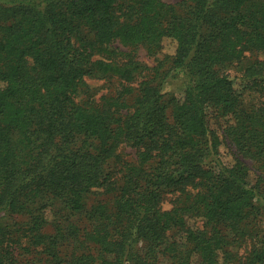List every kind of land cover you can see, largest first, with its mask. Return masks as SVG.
I'll use <instances>...</instances> for the list:
<instances>
[{
	"label": "trees",
	"instance_id": "16d2710c",
	"mask_svg": "<svg viewBox=\"0 0 264 264\" xmlns=\"http://www.w3.org/2000/svg\"><path fill=\"white\" fill-rule=\"evenodd\" d=\"M117 43L174 52L147 67ZM95 76L124 82L98 101ZM44 260L264 264V0H0V264Z\"/></svg>",
	"mask_w": 264,
	"mask_h": 264
},
{
	"label": "rangeland",
	"instance_id": "374dc122",
	"mask_svg": "<svg viewBox=\"0 0 264 264\" xmlns=\"http://www.w3.org/2000/svg\"><path fill=\"white\" fill-rule=\"evenodd\" d=\"M163 1L167 2V3H178L181 0H163ZM115 48L118 51V55H117L118 60H120V61L125 60L126 61L130 58H134V59L138 60L141 64H143L144 66H147V67H154L155 65L158 64L159 61H161L164 58L166 53L171 54L174 52V49L170 45L169 46L164 45L163 48L161 49V51H159L157 53H151L143 45L129 46V45L117 43ZM149 73H150V71L148 69H145L144 71H142L138 75V77H141L142 75L149 74ZM138 80H139V78H136L134 83L136 84ZM123 82L124 81L121 80L118 76L89 77V78H87V85H88L90 92L89 91L88 92H89V94L92 95L93 98H95L96 100L99 101L105 95L117 94V92L121 89ZM180 82L181 81L180 80L178 81V78H175L169 85H172L173 90H175V89L177 90V88H179L178 84H180ZM235 88L237 91L244 94L245 87H244V83L241 80H239V79L236 80ZM86 94H87V92L81 93L82 97H84ZM253 97L254 96H250L249 98L253 99ZM212 112H213V109H210L209 110L210 126L212 128H215L218 132H220L221 134L224 135V128H222V126L226 125V120L213 118ZM222 138H223V143L220 147L222 159L225 162H231L235 158L236 153L238 154V150H237L236 146L231 142L230 138H228V137L224 138V136ZM133 152L134 151L132 149L128 148L126 150V153H125L126 158H132L134 156ZM240 156L250 166V168H251V179L253 180V182H255L257 179V176L260 172L257 164L249 157H245L242 155H240ZM112 197H113V194L110 192H106L103 188H100L99 190H94L92 193H90L87 196V199H86L87 208H90L92 205L98 204L102 201L110 200ZM176 197H177V194H169L163 201V204H162L163 208L166 210H171L172 208H174L176 203H177ZM189 226L192 228H202L203 226L205 228H209L205 224V221L201 217H195V216L187 218V227H189ZM184 236L185 235L181 230L171 232L170 241L182 242L184 239ZM243 246L244 247L242 248L241 251H243V250L247 251L250 248L249 244H245ZM40 263L49 264L48 262H45V260L40 261L39 264Z\"/></svg>",
	"mask_w": 264,
	"mask_h": 264
}]
</instances>
